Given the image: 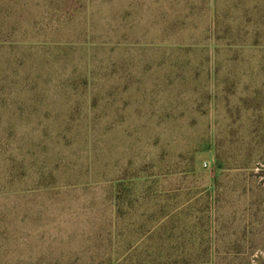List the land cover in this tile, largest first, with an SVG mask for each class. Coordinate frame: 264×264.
Returning a JSON list of instances; mask_svg holds the SVG:
<instances>
[{
  "label": "rangeland",
  "instance_id": "rangeland-1",
  "mask_svg": "<svg viewBox=\"0 0 264 264\" xmlns=\"http://www.w3.org/2000/svg\"><path fill=\"white\" fill-rule=\"evenodd\" d=\"M0 197L59 264H264V0H0Z\"/></svg>",
  "mask_w": 264,
  "mask_h": 264
},
{
  "label": "crops",
  "instance_id": "crops-1",
  "mask_svg": "<svg viewBox=\"0 0 264 264\" xmlns=\"http://www.w3.org/2000/svg\"><path fill=\"white\" fill-rule=\"evenodd\" d=\"M22 203L27 205L15 213L14 199L0 197V264H59L62 237L54 231L47 239L46 227L52 222L43 218L45 203L34 198ZM15 214L23 218L15 219Z\"/></svg>",
  "mask_w": 264,
  "mask_h": 264
}]
</instances>
